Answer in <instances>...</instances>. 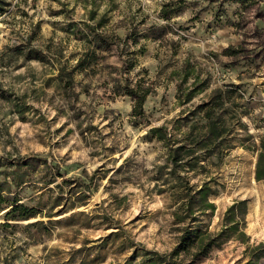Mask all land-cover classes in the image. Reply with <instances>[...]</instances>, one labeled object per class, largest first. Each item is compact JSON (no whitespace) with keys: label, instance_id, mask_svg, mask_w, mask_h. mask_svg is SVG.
Returning <instances> with one entry per match:
<instances>
[{"label":"rangeland","instance_id":"rangeland-1","mask_svg":"<svg viewBox=\"0 0 264 264\" xmlns=\"http://www.w3.org/2000/svg\"><path fill=\"white\" fill-rule=\"evenodd\" d=\"M101 17L99 32L117 44L97 50L94 65L75 73L73 84L56 80L88 48L86 37L92 35L86 24L96 25ZM230 46L239 53L224 54ZM31 48L46 60L30 58ZM122 58L135 63L126 73L130 82L142 79L153 90L144 104L148 126H133L132 98L114 92ZM185 61L208 85L180 104L176 73ZM193 81L189 76L182 88ZM216 88L229 105L230 134L221 146L209 147L220 157L182 174L190 184L215 179L216 209L199 216L210 231L221 227L235 200H248L245 231L253 246L264 242V179L256 178L264 140V0L247 7L234 0H88L87 5L85 0H0V159L40 157L51 172L59 167V183L74 179L71 186L91 185L87 205L54 216L53 223L37 217L0 225V264H124L142 249L170 252L179 236L172 215L177 200L155 179L165 160L163 145L144 135L151 126L185 131L198 123L200 104ZM174 133L182 135L179 129ZM49 168L30 171V182L19 189L21 201L44 211L62 193L53 183V191L40 195ZM64 187L68 199L69 185ZM79 211L88 215L70 218ZM36 220L45 225L25 227ZM247 246L231 240L197 264H245Z\"/></svg>","mask_w":264,"mask_h":264},{"label":"trees","instance_id":"trees-1","mask_svg":"<svg viewBox=\"0 0 264 264\" xmlns=\"http://www.w3.org/2000/svg\"><path fill=\"white\" fill-rule=\"evenodd\" d=\"M95 0H92V2ZM247 7L256 0H234ZM88 0H85L87 5ZM90 18L96 20L94 9H91ZM105 18L101 17L96 21V25L86 26L90 30L91 37H86L88 48L78 58L76 64L69 72L61 69L60 75L56 80H65L68 84H73L75 73L83 72L91 68L97 58V50L112 49L115 44L114 38L104 35L99 32V28L104 25ZM115 37V36H114ZM116 38V37H115ZM136 43L138 41H135ZM120 45H116L119 48ZM30 58L44 62L45 56L38 49L31 48L29 50ZM239 53L237 48L232 46L225 49L224 54L236 55ZM120 76L115 79L116 83L113 87L115 94L128 95L133 100V108L131 118H133V126H148L150 120L144 109V104L147 97L152 93V88L147 86L142 79H138L135 83H131L126 73L134 68L135 63L129 60L121 59ZM181 77V83L178 86L177 96L180 104L189 103L197 94L203 92L208 83L202 82L197 73L190 69V61H185L182 68L176 73ZM194 75L192 86L183 89L182 86L187 82L189 76ZM182 94V95H181ZM21 107V105H18ZM229 105L226 102L225 92L222 89L216 88L212 90V94L208 101L200 104L199 111L203 114L200 121H203L202 126H197L198 123L188 125V129L183 131L180 126L169 127L168 124L151 126L147 129L144 138L147 141L160 142L165 149L164 163L156 167V180L167 185L165 189L173 192L176 207L172 211L174 217L173 222L179 232L178 240L174 248L167 253H161L157 250L142 249L141 251L133 252L124 264H197L201 260L207 258L211 252L221 249L227 242L237 240L241 243L248 244L245 248V253L248 254V259L245 264H259L264 257V242L257 245H249V235L245 231L246 216L249 211L247 199L235 200L225 210L221 227L216 231H210L207 227H203L199 221L200 214L210 216L216 209V204L213 199L217 196L218 191L215 187V179L209 177L208 180H203V183L190 184L189 178L182 174V171L198 172L202 168V161L220 157L219 152L210 150L209 147L221 146L227 141L229 133V120L225 117L228 113ZM21 109H18L20 112ZM190 124V123H189ZM246 126L245 123H241ZM185 125V124H184ZM206 127L205 129H202ZM179 129L181 137H177L174 131ZM251 134L248 135L250 137ZM47 165V160L40 157H23L17 159H0V168H6L1 173L5 175V179L0 181V216L5 222L0 223L4 227H10L11 222L25 221L37 217H47L48 222L53 223V217L60 214H65L69 211L87 205L90 193V183L80 182L76 186H71L74 179H63L58 182V177H63V173L57 166L56 171L47 174V178L40 185L39 191L41 196L46 190L53 191L49 187L55 183V187L62 190L61 195H56L51 205L44 211L41 205L31 206L19 198V189L24 187L30 171H36L40 166ZM53 174V175H52ZM256 178L264 179V140L262 141L261 151L259 152L258 162L256 167ZM174 184V185H173ZM69 185V198L64 197V186ZM15 187V189H13ZM49 187V188H48ZM81 188L84 192L79 193L77 189ZM173 196V195H172ZM173 196V197H174ZM57 209V210H56ZM56 210V211H55ZM3 212V214H1ZM77 215H88L86 211L72 213L70 218ZM105 218V217H102ZM107 220V219H105ZM44 220H36L25 225L30 227H43ZM118 236V233H112Z\"/></svg>","mask_w":264,"mask_h":264}]
</instances>
